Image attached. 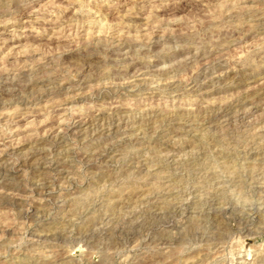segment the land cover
Returning a JSON list of instances; mask_svg holds the SVG:
<instances>
[{
  "label": "rangeland",
  "instance_id": "rangeland-1",
  "mask_svg": "<svg viewBox=\"0 0 264 264\" xmlns=\"http://www.w3.org/2000/svg\"><path fill=\"white\" fill-rule=\"evenodd\" d=\"M0 264H264V0H0Z\"/></svg>",
  "mask_w": 264,
  "mask_h": 264
},
{
  "label": "bare ground",
  "instance_id": "bare-ground-1",
  "mask_svg": "<svg viewBox=\"0 0 264 264\" xmlns=\"http://www.w3.org/2000/svg\"><path fill=\"white\" fill-rule=\"evenodd\" d=\"M1 89V88H0Z\"/></svg>",
  "mask_w": 264,
  "mask_h": 264
}]
</instances>
